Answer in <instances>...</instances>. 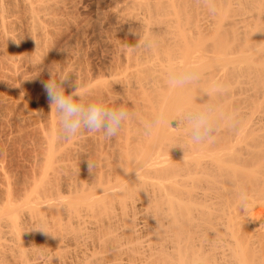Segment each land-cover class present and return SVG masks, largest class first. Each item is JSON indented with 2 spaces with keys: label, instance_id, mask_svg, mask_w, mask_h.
Returning a JSON list of instances; mask_svg holds the SVG:
<instances>
[{
  "label": "bare ground",
  "instance_id": "1",
  "mask_svg": "<svg viewBox=\"0 0 264 264\" xmlns=\"http://www.w3.org/2000/svg\"><path fill=\"white\" fill-rule=\"evenodd\" d=\"M165 2L154 13L147 5L153 15L141 18L147 23L141 36L151 34L156 46L150 52L136 49L133 33L126 58L109 76L118 78L120 93L108 86L100 67L85 70L82 89L89 99L101 98L109 107L123 104L130 112L117 136L82 130L63 139L49 107L38 176L31 173V188H24L22 196L29 192L19 204L8 197L15 185L5 186L11 191L0 207V264H193L196 257L206 264H264V0ZM181 3L194 5L187 26ZM152 19L156 27H148ZM191 63L199 65V83L168 87L169 71ZM215 86L227 91L213 94L210 102L234 113L236 128L222 122L217 136L203 144H193L175 120L173 128L165 123L145 135L154 116L163 113L170 120L196 108L209 99L200 89ZM87 159L95 164L91 173ZM241 191L247 194V211L238 199Z\"/></svg>",
  "mask_w": 264,
  "mask_h": 264
},
{
  "label": "rangeland",
  "instance_id": "2",
  "mask_svg": "<svg viewBox=\"0 0 264 264\" xmlns=\"http://www.w3.org/2000/svg\"><path fill=\"white\" fill-rule=\"evenodd\" d=\"M43 1H46V0H40V1L39 0L38 1L37 0H31V1L28 0V2L26 0H0V14H1L0 16H2V17H0V24H1V22L4 21L0 26V37H1L0 38V165H4V166H0V169H2L0 171V207H1V205H3L2 203H4V201H7L9 199L8 197H10L11 200L16 199V200H14V202H16V201L21 202L19 200L21 198L23 199L24 196L29 191H26L25 194H23L24 196H22L21 192L24 193V191L27 190V189L24 190V188H28V190H30L29 188H31V186H30V184H32V182L30 181V179L32 180V174L31 173L33 172V177H34L35 173L38 176L37 170L39 168L38 166H40L39 163L42 165V163L39 160H42L41 159L42 149H44L43 147H45V145H46L44 142V138H42V137H44L46 134L49 133V128L47 126L48 125L47 122L50 121L49 120L50 117L48 116V115H50V108H49L50 103H49L47 93L44 89V83L47 82V80L51 79L50 78L51 75L53 77H55V76H58L60 74H64V75L69 74V79L71 80V82L73 84L76 82L78 85H80L81 87L84 88L85 83H83V82H84V78L86 77V72L89 69V67L91 69L93 68L91 70V72H95L98 69L97 67H100L101 69H103L102 71H103L105 77L107 76L106 77L107 79L105 82L108 84V86H110V85H111L110 87L113 86V88H115V90L118 89L117 91L120 93L121 88L119 87L120 86L119 80H118V78H116L117 81H115L116 79L114 80V78L116 76L114 75L115 77L112 78L113 73H111V72L115 71L114 70L115 65H118L119 61H120V65H121L123 60L126 58L125 53H126L127 45H128V47L133 45L132 44L133 37H131V36H133V33L135 35L134 39L138 40L139 35L141 36V34H143V32L145 31V27H146L147 23L142 24L141 18L142 17L144 18L145 13L148 14L147 13V12H149V11H147L149 9L148 7L151 6L152 7L151 10L154 9L153 10V13H154V12H156L155 7L160 6V8H161L166 3L165 0H164V2L162 1L164 4H161L160 2L157 4L158 0H154L155 2L153 0H149L150 2L153 1L151 3L152 5H148L150 3L148 0H146L144 3L143 2L141 3L142 0H140V1H138V0H128V1L123 0L124 3L122 0L121 1L120 0H113V1L112 0H59V1L58 0H48L47 3H44L46 5L49 3L48 6L44 7L43 5H41ZM62 1H64V2H62ZM132 1H134V2L132 3ZM32 2H33V4H32ZM52 3L54 5H52ZM187 3L186 4L181 3V5H180V6H182V4H183V6H184V4H185V7H183V8L187 7V9H188V10L184 9L185 12L187 11V14H186L183 12L184 11V10H182L183 8L180 7V11H179L180 13L179 14L181 16L182 15L184 16L186 14L185 18L182 21V24H183L184 20L186 19L187 15H190V13L193 11V7H194L193 4L189 5ZM30 4H32V5H30ZM59 4H61V5H59ZM134 4H135V6H134ZM147 5H148V7H146ZM191 5H193V6H191ZM30 6H32V7H30ZM33 6H35V7H33ZM132 6H134V7H132ZM188 6H190V7H188ZM190 8L192 9V11H190L191 10ZM69 10H70V12H69ZM12 11H13V13H12ZM42 11H43V13H42ZM56 11H58V12H56ZM130 11H131V13H130ZM132 12L133 13L135 12V14H133ZM181 12L184 14H181ZM56 13H58V14H56ZM128 13H129V15H128ZM150 14H152V13L149 12V15H147V16H150ZM11 15H13V16H11ZM54 15H55V18H53ZM180 15L178 16V18L181 17ZM44 16H46V17H44ZM168 16H170V15H168ZM172 16H173L172 18L176 19L175 15H172ZM33 17L35 18V20ZM62 17H63V19H62ZM1 18L3 19V21ZM59 18L61 21L59 20ZM182 18L183 17H181V20H182ZM187 19H188V17H187ZM29 20H31V21H29ZM63 22L66 24H64ZM56 23H57V25H56ZM59 23H60V25H59ZM6 25H8V26H6ZM30 25H32V26H30ZM156 25L157 24L153 19L151 20V22L149 21V23H148V27H156ZM185 25L187 26L186 23H185ZM57 26H58V28H54ZM30 27H31V29H30ZM26 28L28 29V31ZM14 29H15V31H14ZM39 31H40V33H39ZM125 31H127V32H125ZM129 34H130V36H129ZM137 34H138V37L136 38ZM36 37H37V39H36ZM39 39H40V41H39ZM117 39H118V41H117ZM121 41H124L125 44H124V42H121ZM1 42H2V44H1ZM137 42L138 41H136V43ZM41 43L44 45H42ZM5 46H6V48H5ZM29 46H32L34 48V50L36 51V53H34L35 51L32 49V47L29 48ZM41 49H43L45 51H43V50L41 51ZM32 50H33V52H32ZM41 52H43V53H41ZM35 55H37V56H35ZM41 55L44 57H42ZM10 56H11V58H10ZM123 57H124V59H123ZM41 61H42V63H41ZM83 61L85 64L83 63ZM14 62H15V64H14ZM10 64H11V66H10ZM53 65L54 66L57 65L56 68ZM87 65H88V67H87ZM12 67H13V69H11ZM85 67H87V68H85ZM35 68H37V69H35ZM108 69H110V70L108 71ZM85 70H86V72H85ZM50 73H52V74H50ZM44 75L47 77H45ZM104 75H103V77H104ZM109 76H112V77H109ZM44 78H46L47 80ZM110 78H111V80H110ZM111 81H113L112 84H111ZM114 81H115V83H114ZM83 84H84V86H83ZM71 89L72 88L65 85L66 94H67V92L68 93L71 92L72 91ZM34 106L37 107L36 110L34 109L35 108ZM31 107H32L33 111L31 110ZM34 113L35 114L37 113V114L35 115ZM34 115H35V117H34ZM35 123H37V124L35 125ZM40 124H41V127L43 128L44 131L42 130V128L40 129V127H38V126H40ZM43 124L44 125L46 124L45 127L46 126L47 127L45 128ZM49 127H50V125H49ZM47 128H48V130H47ZM23 129H25V130H23ZM41 130L43 131L42 133H41ZM47 131H48V133H47ZM42 134H43V136H42ZM41 138L43 140H41ZM17 139H20V140H17ZM41 141H43V142H41ZM38 143L40 144V146ZM42 145H44V146H42ZM33 152H34V154L35 153L36 154L34 155ZM38 155H40V157ZM30 167H32V168H30ZM31 169H33V170L31 171ZM35 171H37V172H35ZM4 174L8 175V176H4ZM36 174H35V177H36ZM5 177H7L8 179L6 178L7 180H5ZM25 177L27 178L28 181H25L26 180ZM25 182H27V183H25ZM6 184H8V185L6 186ZM22 184H25V185H22ZM28 184H29V186H28ZM13 185H15L16 188H14V189L12 188L13 189L12 192L9 193L11 191V189L6 190V187L10 188V187H13ZM15 189H17V190H15ZM18 189H20V190H18ZM6 191H8L9 194H12L13 198L9 194H8L9 195L8 196ZM15 191L16 192L20 191L19 192L20 194L17 192V195H14L16 193ZM5 195L8 196L7 200L6 199L4 200ZM17 197H18V199H17ZM11 200H9V201H11ZM5 203H4V205L7 204V203L6 204ZM11 203L13 204V202H11ZM17 204H19V203H17Z\"/></svg>",
  "mask_w": 264,
  "mask_h": 264
},
{
  "label": "clouds",
  "instance_id": "3",
  "mask_svg": "<svg viewBox=\"0 0 264 264\" xmlns=\"http://www.w3.org/2000/svg\"><path fill=\"white\" fill-rule=\"evenodd\" d=\"M157 44L151 34L139 35L136 49L150 52ZM200 81L199 65L195 63L187 64L180 68H173L167 74V86L172 89H183L195 86ZM65 85L72 88L66 94ZM51 111H55L58 117V126L61 138L71 139L82 130L97 133L103 132L106 139L117 136L123 124L130 119L129 110L123 104L115 107L107 106L103 99H89V94L76 82L73 84L69 79V74L51 76L44 83ZM227 91L222 86H215L212 89H200V94H207L209 99L205 103H199L196 108L185 109L168 120L163 113L157 114L144 126L145 135H151L152 130L161 124L171 126L172 121H178L176 129H186L193 144H203L211 142L221 131L223 122L230 128H236L239 124L237 116L228 114L210 102L213 94L223 95ZM173 128V127H172ZM88 170L91 173L95 167L93 161L87 159ZM238 199L242 208L247 211V194L243 191L238 193ZM193 264H206L204 257H196Z\"/></svg>",
  "mask_w": 264,
  "mask_h": 264
}]
</instances>
